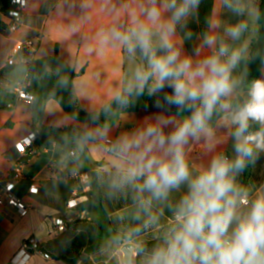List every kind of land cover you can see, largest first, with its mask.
<instances>
[{"label": "clouds", "instance_id": "9594fccd", "mask_svg": "<svg viewBox=\"0 0 264 264\" xmlns=\"http://www.w3.org/2000/svg\"><path fill=\"white\" fill-rule=\"evenodd\" d=\"M221 2L237 17L260 19L246 0ZM135 4L124 9L126 22L117 12L97 33L102 48H120L135 62L113 100L127 106L147 94L161 110L109 148L114 170L108 188L132 192L129 215L138 222L125 236L130 241L125 264L129 256L141 257L140 264H264V184L239 179L264 153V78L248 79L241 68L260 56L250 53L249 21L225 25L221 35V22L209 19L199 44L187 54L178 32L192 39L186 29L201 0ZM219 128L231 137V155L216 150L222 143ZM100 134L86 130L79 143ZM201 140L212 155L194 164L190 151ZM174 192L182 193L175 202ZM165 208L171 212L168 226L148 249L142 235L159 227Z\"/></svg>", "mask_w": 264, "mask_h": 264}, {"label": "crops", "instance_id": "0c3cea01", "mask_svg": "<svg viewBox=\"0 0 264 264\" xmlns=\"http://www.w3.org/2000/svg\"><path fill=\"white\" fill-rule=\"evenodd\" d=\"M246 2L259 10L260 0ZM126 6L134 8L135 0H26L20 29L0 31V70L8 69L0 78V185L15 181L14 195L29 206L21 215L9 205H0V264H10L31 237L50 258L29 251L26 264H124L120 248L129 240L123 238L138 222L129 215L132 192L111 193L108 188L107 178L114 170L109 148L119 137L134 132L161 110L145 103L142 97H134L129 105L120 106L100 121L79 122L57 101L49 100L42 118L37 120L31 105L16 101L13 94L15 83L28 76L29 68L25 63L8 67L6 62L19 42L31 38L36 43L32 62L58 50L75 71L73 93L79 107L90 113L98 112L113 100L116 92L122 91L135 66L122 49L102 48L97 40L99 30L109 27L117 12H123L122 22L127 21ZM209 19L221 22L218 31L222 35L223 26L243 17L224 8L221 0H201L198 14L189 19L186 29L193 33L192 39H183V32H178L185 53L192 54L208 28ZM250 29L246 36L251 53L252 41L260 30L258 21ZM16 57L21 62L29 59ZM257 78H264V67ZM11 103L13 107H9ZM63 128L83 133L98 130L101 134L79 143V139L60 132ZM33 132L37 133L33 147L19 152L16 144ZM217 137L222 143L216 150L231 155L232 140L227 131L217 129ZM72 151L74 155L70 154ZM211 155L201 140L192 145L189 158L192 163L201 164ZM86 172L90 173L91 190L97 196L93 207L84 210L85 218L81 219L83 211L76 207L87 200L85 194L91 190L86 191L72 176ZM255 172L263 174L257 186L264 184V153L251 165L250 178ZM17 173L19 179H15ZM32 186L39 187L37 194L31 192ZM181 194L174 192L173 202ZM170 217L171 212L165 208L159 227L142 235L148 249L158 242ZM57 219L65 221L64 231L57 230ZM141 259L138 257L139 264Z\"/></svg>", "mask_w": 264, "mask_h": 264}, {"label": "trees", "instance_id": "16d2710c", "mask_svg": "<svg viewBox=\"0 0 264 264\" xmlns=\"http://www.w3.org/2000/svg\"><path fill=\"white\" fill-rule=\"evenodd\" d=\"M0 3L1 13L9 9L10 0H0ZM259 14L260 19L257 21L260 30L258 36L252 41L251 53L259 52L260 56L256 59H250L246 65L241 66L242 69H247L248 79L257 78L264 67V0H260ZM6 28V24L0 17V31L6 30ZM7 70V68L0 70V78ZM28 77L33 84L35 99L31 104V108L37 120L42 118L45 103L49 100L57 101L69 116L79 122L100 121L120 107V105L112 100L98 112L90 113L80 108L73 93L75 71L73 67L59 55L58 50L51 56L34 60L29 67ZM141 97L145 103L154 104L155 97H149L147 94ZM105 109L108 110L105 111ZM172 111H175V108H173ZM94 116H97L98 119L93 120ZM60 132L76 139H79L83 135V132H77L73 128H63L60 129ZM250 175L251 165L239 179L242 183L248 184ZM85 196L87 200L76 207L78 211L92 208L94 205V198H96L97 194L94 189H92L90 192L86 193ZM123 239H125V237Z\"/></svg>", "mask_w": 264, "mask_h": 264}, {"label": "built area", "instance_id": "2783aa9c", "mask_svg": "<svg viewBox=\"0 0 264 264\" xmlns=\"http://www.w3.org/2000/svg\"><path fill=\"white\" fill-rule=\"evenodd\" d=\"M26 8V0H10V7L7 11L2 12V20L6 24L7 28L6 30L10 32H17L20 27L22 26V20H23V13ZM36 52V43L35 38H31L25 41L19 42L16 47L13 50V56L9 57L7 59V66L8 67H14L21 63H25L27 67L29 68L32 64V57L34 56ZM16 55H20L21 58H24L26 56L29 57V59H26L24 61H19L16 57ZM13 94L14 99L16 101H22L26 102L27 104L31 105L35 99L33 94V84L29 80V77L27 76L25 79L17 81L15 83V86L13 88ZM14 104H9V107H13ZM37 139V133H31L26 138L22 139L18 144H16V149L19 152H23L26 147H33V144L35 143ZM71 155H74V152H70ZM74 179L79 180L82 185L84 186L86 191L91 190V184H90V173H80V174H74L72 176ZM20 174L15 175V179H19ZM14 189H15V181L8 182L4 185H0V205H9L13 208H15L21 215L25 214L27 210L29 209V206L24 202L22 198H19L14 195ZM39 190L38 186H32L31 192L34 194H37ZM80 218H85V212L80 213ZM55 226L57 227V230L64 231L65 230V221L63 219H57L55 220ZM29 251L38 252L43 255L44 258L49 259V254L43 253L41 251L39 242L31 237L26 242H24L20 252L16 254L10 261V264H26L28 259L30 258Z\"/></svg>", "mask_w": 264, "mask_h": 264}, {"label": "rangeland", "instance_id": "374dc122", "mask_svg": "<svg viewBox=\"0 0 264 264\" xmlns=\"http://www.w3.org/2000/svg\"><path fill=\"white\" fill-rule=\"evenodd\" d=\"M247 20L249 21L250 27L257 24V20L255 18H249L247 17ZM263 175V174H262ZM262 175L258 173H254L251 178L248 179V184H255L258 185V181L261 179Z\"/></svg>", "mask_w": 264, "mask_h": 264}, {"label": "water", "instance_id": "95a60500", "mask_svg": "<svg viewBox=\"0 0 264 264\" xmlns=\"http://www.w3.org/2000/svg\"><path fill=\"white\" fill-rule=\"evenodd\" d=\"M130 241L124 242L120 248L121 252L123 253V259L125 264V248L129 245ZM128 264H139L137 256H129L128 257Z\"/></svg>", "mask_w": 264, "mask_h": 264}]
</instances>
